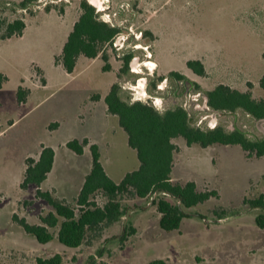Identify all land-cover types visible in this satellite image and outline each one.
<instances>
[{"label": "rangeland", "instance_id": "374dc122", "mask_svg": "<svg viewBox=\"0 0 264 264\" xmlns=\"http://www.w3.org/2000/svg\"><path fill=\"white\" fill-rule=\"evenodd\" d=\"M87 1L103 21L122 28L105 49L107 63L100 56L92 60L81 57L74 73L68 75L52 62L71 29L72 13L76 4L79 9L80 0L42 1L29 8L33 16L45 6L58 11L72 5V12L63 19L51 18L44 35L33 33L34 45L29 51L0 43V72L7 77L0 88V264H37V258L55 254L61 255V264H87L91 256L102 264H147L152 259H164L167 264H264V229L255 223L258 211L243 202L264 195V156L247 158L238 145L201 148L186 146L182 138L173 140L178 150L172 181H193L198 190L218 194L188 209L203 219L185 218L176 231L159 227V214L151 205L153 196L124 197L126 217L77 248L65 247L56 238L40 244L13 222L16 214L37 224L40 215L51 211L34 197V187L19 188L25 159H36L41 146L55 153L53 170L41 189L52 190L73 205L91 168L90 144H97L100 162L115 183L138 168L136 151L128 146L117 117L103 112V101L95 102L114 83H120L132 101L149 102L160 111L183 106L196 126L222 125L228 130L236 126L250 137L264 135V120L255 121L241 111H211L203 93H181L175 83L167 81L159 83L154 93L147 91L148 78L155 80L176 71L199 84L203 92L225 84L263 98L259 80L264 73V0ZM24 12L8 8L1 15L7 20L30 17ZM39 20H33L32 26ZM128 51L134 52L130 73L118 77L122 55ZM29 55L45 68V88L33 85L41 84L42 76L27 63ZM188 60H200L206 75L194 74L186 67ZM19 86L32 89L28 100L21 103L16 97ZM54 123L57 126L49 127ZM84 138L89 144L81 155L65 146ZM94 200L100 206L105 202L100 193ZM221 209L228 214L217 220L213 211ZM125 222L135 233L120 244L112 238L120 234Z\"/></svg>", "mask_w": 264, "mask_h": 264}, {"label": "trees", "instance_id": "16d2710c", "mask_svg": "<svg viewBox=\"0 0 264 264\" xmlns=\"http://www.w3.org/2000/svg\"><path fill=\"white\" fill-rule=\"evenodd\" d=\"M42 1L50 0H20L14 4L0 0V39L20 37L25 29L24 18L7 20L1 15L3 11L11 8L15 11H25L32 16L29 8ZM50 8L51 6L44 7L46 11ZM58 12L62 14L63 8H60ZM100 16L95 6L87 0H80L79 16L67 35L61 53L54 57V62L61 65L66 73L71 74L74 71L80 56L87 59L100 56L107 63L108 56L105 49L112 45L122 28L103 21ZM133 57V51L123 53L118 77L130 73L129 65ZM262 59L264 60V51ZM186 67L197 76L206 75L205 67L200 60H188ZM103 68L107 70V64ZM6 81L7 77L0 72V88ZM163 81L175 83L176 88L181 89V93L187 90L195 94L203 93L206 106L211 111L230 114L241 111L255 121L264 120V97L256 99L250 90L239 91L228 85L218 84L211 90L203 92L196 82L179 72L171 71L167 76H161L155 80L148 78L147 91L154 93L157 85ZM259 87L264 90V73L259 80ZM27 95L28 90L19 86L17 101L25 102ZM104 103L107 113L117 117L119 127L126 133L128 146L136 151L139 166L115 183L107 176L100 162V151L97 144H90L91 168L84 177L73 205L56 197L52 190L41 189L42 183L53 167V149L41 146L36 159L27 157L24 161L25 169L19 188L26 190L34 187V197L44 201L51 211L40 215L37 224H30L25 218H19L16 214L12 215V220L25 234L34 237L40 244H47L56 238L59 244L65 247L77 248L91 241L103 228L119 223L126 217L127 208L122 202L126 196L140 199L153 196L151 205L159 214L158 225L166 232L178 230L185 218L197 216L203 219V216L191 213L188 209L210 198H217L218 194L215 190H198L193 181L185 183L172 181L174 154L178 150L173 143L176 138H182L188 147L238 145L247 158L264 156V135L250 137L236 126L232 130L222 125L212 128L196 126L192 115L183 106L175 105L160 111L149 102L132 101L118 82L110 86L104 97ZM52 126H57V124H51L49 127ZM88 144L89 140L86 138L81 141L73 139L65 146L81 155ZM97 193L105 198L102 206L94 200ZM243 202L251 210L258 211L255 223L257 227L264 229V195L260 194L254 199L245 198ZM213 213L217 220L223 219L228 214L225 209L214 210ZM134 233L135 229L132 225L125 222L120 234L112 239L122 244ZM100 255L98 253V257ZM36 263L61 264L62 257L55 254L49 258H37ZM87 264L102 263L97 261L95 256H91ZM147 264H167V261L152 259Z\"/></svg>", "mask_w": 264, "mask_h": 264}, {"label": "crops", "instance_id": "0c3cea01", "mask_svg": "<svg viewBox=\"0 0 264 264\" xmlns=\"http://www.w3.org/2000/svg\"><path fill=\"white\" fill-rule=\"evenodd\" d=\"M13 1L18 3L20 0H13ZM69 11L72 12V5L71 4L64 6L62 14H59L58 11L56 10V8L53 7V8H50L48 11L43 9V10H40L37 14H35L33 16H30V17L26 16L24 18L25 29L23 31L22 36H20V37H12V38L5 39V40H1L0 39V43L3 45V47H9V45L14 44V46H18L19 48L26 49L27 51H29V49H31L33 47V45H34V42L32 40V35H34L33 33H36V34L39 33L41 35H44V33L46 31L45 30L46 25L51 20V18H53L56 15L57 18L63 19L67 15V13ZM72 15H73V19H72V23H71V27H70L71 29H72V26H73L74 22L77 20V18L79 16V9H78L77 4L75 5L74 13H72ZM37 17H38V19H40L39 20L40 22H37L34 26H32V21L35 20ZM71 29L69 31H67V35L71 31ZM67 35H66V38H67ZM66 38H65L63 44L65 43ZM63 44L61 45V50H62ZM60 53H61V51L59 53H55L53 55V57H52V62H53V64L55 66H61V65H58V64H56L54 62V57L58 56ZM81 57H83V56H80L79 58H81ZM79 58H78V60H79ZM78 60H77V63H78ZM90 60H92V59H90ZM27 63H30V65L34 67V70L36 72H40L41 76H42V83L39 84V85H36V83H33V85L36 86V87L45 88L48 85V78H47V75H46L45 68L41 67L40 60H38V59L34 58L33 56L29 55L28 59H27ZM77 63H76V66H77ZM75 68H74V71H75ZM74 71L71 74H73ZM71 74H68V75H71ZM35 75H36V73H35ZM26 89L28 90V95H27L28 97H26L25 101H27L28 98L32 94V89H30L28 87ZM106 94L101 95L99 97V99L95 100V102H98V101L99 102H101V101L104 102V97L106 96ZM93 102H94V100H93ZM103 112L105 114H108L107 110H106L105 103H104V106H103ZM86 139H88V138H86ZM84 149H85V147H84ZM84 149H83V151H84ZM54 158H55V153H54ZM174 165H173V167H174ZM53 166H54V163H53ZM52 170H53V167H52ZM52 170L47 175V178H46V180L43 183H45L47 181V179L49 178V175L51 174ZM171 178H172V180L175 178V177H173V169H172V173H171Z\"/></svg>", "mask_w": 264, "mask_h": 264}, {"label": "built area", "instance_id": "2783aa9c", "mask_svg": "<svg viewBox=\"0 0 264 264\" xmlns=\"http://www.w3.org/2000/svg\"><path fill=\"white\" fill-rule=\"evenodd\" d=\"M55 1H56V0H50V2H52V3L55 2ZM58 1H60V0H58ZM44 3H45V2H44Z\"/></svg>", "mask_w": 264, "mask_h": 264}]
</instances>
